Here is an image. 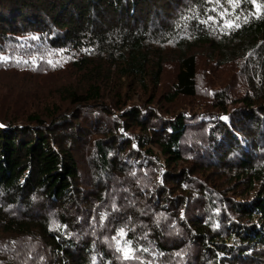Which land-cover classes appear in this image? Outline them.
<instances>
[{"label":"trees","instance_id":"trees-1","mask_svg":"<svg viewBox=\"0 0 264 264\" xmlns=\"http://www.w3.org/2000/svg\"><path fill=\"white\" fill-rule=\"evenodd\" d=\"M256 3L264 10V0ZM225 20L239 27L228 28ZM25 33L44 38L35 53L64 54L66 66L83 73L76 88H63V101L80 112L95 108L96 117L113 122L112 109L122 110L127 127L142 130L138 155L149 162L142 182L153 183L142 194L157 193L140 212L132 208L127 220H116L123 236L122 225L112 228L106 219L109 206L87 208L101 219L93 234L70 227L75 220L60 207L88 195L66 144L76 116L68 120L62 106L44 114L8 105L23 93L20 73L31 68L0 60V264H264V11L252 0L238 6L228 0H0V56L18 49L30 54L20 45ZM170 41H177L179 67L172 87L161 92L170 58L162 47ZM196 49L220 69L239 73L231 81L209 76L200 89ZM35 64L37 74L51 66ZM136 95L148 103L138 106ZM156 100L176 110H159ZM116 133L95 142L92 155L105 171L119 167L115 151L134 148ZM90 195L109 198L105 188Z\"/></svg>","mask_w":264,"mask_h":264},{"label":"rangeland","instance_id":"rangeland-1","mask_svg":"<svg viewBox=\"0 0 264 264\" xmlns=\"http://www.w3.org/2000/svg\"><path fill=\"white\" fill-rule=\"evenodd\" d=\"M90 18L93 20L95 18V15H93L92 13ZM152 19L155 20L154 17H152ZM22 36L23 37L20 38V45L23 44V48L25 50H31L30 54H25L21 49H18L16 53L11 56H3L6 57L7 60L11 58L17 62L25 63L31 69L28 68L26 69V72L20 73L22 75L21 78L24 79V81L21 80V83H23L21 87L23 93L17 99L9 98L13 100V103L8 101L7 104L12 106L15 105V108H18V110H20V108L24 110H30L31 106H33V110H36V107H39L44 114L50 113V111H52L53 108L57 106H62L64 109H69L70 113L67 116L71 119L68 118V120H72V118H74L75 116L76 118L79 117L77 119L74 118V120L72 121V124L75 125L74 134L71 135V140L66 141V144L71 149H74V154L78 161V168L80 171L79 186L81 190L87 191L88 195L85 194L82 195V198H76L77 201L75 199V205L72 204L73 202H70L69 204H66V207H60V210L66 212L68 215L71 212L70 217L74 218L75 222H73L70 227H73L74 230L80 231L87 236V233L93 234L95 232V229L93 228L94 226L101 225V219H95L94 216H90L87 208L92 206L94 207V209H97L98 206V209L102 210L105 206H109L112 211L109 217L106 219L110 221V226L114 228L116 226L122 225L120 229H123L124 225L116 222V220L119 218L122 221L127 220V214L129 213L126 212H130L132 208L136 211L139 210L140 212L142 210V202L148 196H155L152 193H157V191H151L152 193L150 192L149 195L144 196L142 194L148 186L153 184L142 182L144 176H146L145 182H147L149 175V172L147 170L149 162L144 159L143 153H139L138 155L139 142L137 141V136L142 134V130L138 127L129 129L127 127L128 124L126 123L127 121L124 118L122 110L112 109L113 113L110 114V118L114 120L113 122L108 118L101 119L100 117H96L97 115L95 113L99 114V112H96L95 108L88 109L89 106H85L81 109L80 112V108L72 106L68 101H63V88H76V86H78L82 81L83 73H76V69H72L70 68V66H66L65 58L67 56H65L64 54L54 55V51L51 52L48 50H46V52L35 53L37 50H35L34 48H36L38 45H41L44 41V38H42L41 36L30 33H25ZM33 37L38 38L34 39ZM176 42L177 41L167 42L162 47L166 50V55H169L170 58L167 59L164 64L165 69L161 80V92L163 89H169L170 87H172L175 75L178 71L179 63L176 61V58H174L178 50V48H176ZM196 52L199 62L198 78L200 89L204 87L205 80L208 79L209 76H221L231 81V78L229 76L232 73H239L236 70L237 68L235 67H231L230 69H220L219 67H217L216 63L208 61L203 56V54L199 55L200 52H203V49H196ZM38 60L45 62L52 60L53 63L51 64L50 68L44 69L37 74V71H35L36 68L34 67L36 66L35 63ZM57 65L60 66V68L55 67ZM14 81L18 82L20 86V81L17 78H15ZM137 97L138 96L136 95V99L135 101L133 100V102H135L138 106L148 103L147 100H145L146 102H143L137 99ZM163 98L164 97H162V100ZM107 102H110V99H107ZM3 103L6 104V100H4ZM155 103V107L159 110L166 109L164 110L166 112L167 110H176L174 107L170 108L168 106L161 108L162 103H160L159 100H156ZM0 106L2 107V105ZM183 106L184 108L189 109H191L192 107L190 106V104H187L185 102ZM48 107L51 108V110H48ZM99 111L101 112L100 109ZM184 112L191 115L190 111L184 110ZM11 114H13L12 110ZM220 115L221 117L226 116L229 118V115ZM225 121L229 122L228 120ZM18 122L19 124L22 123L21 121ZM48 122H50V120ZM114 123L116 127H114ZM65 128L66 130L64 131V136H66L67 133H69L71 130V128H68L67 126ZM110 130H115V132L117 131V140L120 142H122L123 140L132 139L133 145L135 147L130 149L129 153L117 154V151H115L116 155L119 156V167L114 171L111 168L106 169L105 171L103 170V167L101 166L99 160H94V155H92V153L97 155L95 142L103 140L104 134ZM106 141L109 142V138L106 139ZM56 148L57 147L55 146V149ZM118 148L120 149L119 146ZM92 159L94 161H92ZM180 166H188V163H183L181 161ZM98 188H105V192L109 193L108 201L101 202L100 200H97L95 197H92L90 195L94 193L95 189ZM131 191H133L134 194L137 193V195L134 196ZM136 197L143 198L141 201H138ZM238 198L240 199L241 197L238 196ZM86 200H91V202L88 204L86 203ZM150 200L152 201L153 199L150 198ZM78 205L80 206V208L76 209ZM196 207H194V214L200 212L201 210L198 204L196 205ZM49 211H51L50 208ZM142 212V221L144 222L145 210H143ZM124 214L126 215L124 216ZM87 220H89L88 222L89 224H91L90 226L86 225ZM77 223L78 225H75ZM8 237L9 239H11L10 236ZM98 237L99 236L97 235V238ZM21 239L22 238H19L18 241H20ZM104 239L107 240L113 238L111 235H105ZM98 246L101 247L102 244H98Z\"/></svg>","mask_w":264,"mask_h":264},{"label":"snow or ice","instance_id":"snow-or-ice-1","mask_svg":"<svg viewBox=\"0 0 264 264\" xmlns=\"http://www.w3.org/2000/svg\"><path fill=\"white\" fill-rule=\"evenodd\" d=\"M216 2L219 3V0H216ZM228 3L232 4L233 6H238L239 0H228ZM252 3L255 5V7H256V9H257L258 12L264 11V10H262L261 5L256 3V0H252ZM225 14H226V10H224V11L221 12V16H224ZM185 19H187V17H185ZM209 19H212V18L209 17ZM205 23H206V21H205ZM225 26L228 27V28H232V27H239V24H234L232 21L225 20ZM33 38L36 39L38 37H33ZM60 51H63V50H60ZM3 59H6V57L0 56V60H3ZM48 62L50 64L53 63L52 60H49ZM221 119L228 120V117H226V116L225 117H221ZM217 227H218V225H217ZM119 234L121 236L125 235L124 230L123 229H120L119 230ZM123 251H124L125 259L132 258V257H130V252L132 251L131 249H123Z\"/></svg>","mask_w":264,"mask_h":264}]
</instances>
